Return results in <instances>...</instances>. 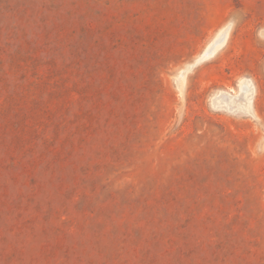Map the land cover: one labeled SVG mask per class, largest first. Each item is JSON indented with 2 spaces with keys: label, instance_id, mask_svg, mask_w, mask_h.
<instances>
[{
  "label": "rangeland",
  "instance_id": "rangeland-1",
  "mask_svg": "<svg viewBox=\"0 0 264 264\" xmlns=\"http://www.w3.org/2000/svg\"><path fill=\"white\" fill-rule=\"evenodd\" d=\"M0 264H264V0H0Z\"/></svg>",
  "mask_w": 264,
  "mask_h": 264
}]
</instances>
